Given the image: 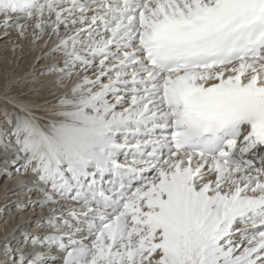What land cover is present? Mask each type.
<instances>
[{"label": "snow or ice", "instance_id": "snow-or-ice-1", "mask_svg": "<svg viewBox=\"0 0 264 264\" xmlns=\"http://www.w3.org/2000/svg\"><path fill=\"white\" fill-rule=\"evenodd\" d=\"M0 16L56 37L42 58L72 82L54 119L0 96V152L40 212L35 250L5 242L0 264H264V0H0Z\"/></svg>", "mask_w": 264, "mask_h": 264}, {"label": "bare ground", "instance_id": "bare-ground-1", "mask_svg": "<svg viewBox=\"0 0 264 264\" xmlns=\"http://www.w3.org/2000/svg\"><path fill=\"white\" fill-rule=\"evenodd\" d=\"M3 20L0 16V96L7 93L9 100L31 109L37 117L54 119L49 110L56 104V97L72 87L71 81L67 87L59 86L55 81L60 74L47 71L62 59L61 56L42 58L56 46L57 38L49 42L45 36L33 43L31 35L19 36L15 28L4 27ZM5 107L15 111L11 104L5 105L0 100V109ZM3 126L4 118L0 115V127ZM18 156L12 150L0 152V257H3L5 242L16 253L28 254L35 250L25 237L36 231L34 222L40 216L39 209L19 205L36 199L38 194L25 191L32 174H22L23 161L17 159ZM12 158L17 159V173L9 166ZM5 159L9 162L5 163Z\"/></svg>", "mask_w": 264, "mask_h": 264}, {"label": "rangeland", "instance_id": "rangeland-1", "mask_svg": "<svg viewBox=\"0 0 264 264\" xmlns=\"http://www.w3.org/2000/svg\"><path fill=\"white\" fill-rule=\"evenodd\" d=\"M2 107V106H1Z\"/></svg>", "mask_w": 264, "mask_h": 264}]
</instances>
